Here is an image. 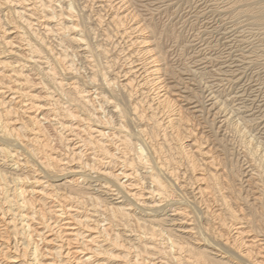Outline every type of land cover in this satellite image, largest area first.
Returning <instances> with one entry per match:
<instances>
[{"label": "bare ground", "instance_id": "1", "mask_svg": "<svg viewBox=\"0 0 264 264\" xmlns=\"http://www.w3.org/2000/svg\"><path fill=\"white\" fill-rule=\"evenodd\" d=\"M133 1L0 0V264H264V147Z\"/></svg>", "mask_w": 264, "mask_h": 264}, {"label": "rangeland", "instance_id": "2", "mask_svg": "<svg viewBox=\"0 0 264 264\" xmlns=\"http://www.w3.org/2000/svg\"><path fill=\"white\" fill-rule=\"evenodd\" d=\"M241 2L242 0H134L133 8H137L134 10L141 16H146L147 14V17H150L149 14L152 12L151 14H153L156 19L155 22L158 30L161 31L164 27V29H162L163 31H161L163 37L162 35L157 37H160L159 41L164 52H166L167 61L172 66L179 68L188 65L192 67L193 62L198 60H194L193 58H202L203 61H201L200 64H196V67L192 69L196 70L198 67L196 70L197 72L195 71L197 74L191 78L193 82H191L192 85H190V88L201 94L204 93V95L209 94V89L213 94L221 96L219 99L227 103L229 116L227 117L230 119L232 118V121L243 117L245 121L251 122L250 124H245L243 121L238 120L241 129L242 127L245 129V131L242 129L245 132L244 136L249 140L252 138L254 143H261L264 147V37L261 34L264 32V28L253 22L254 20H252L251 16L240 13L241 10L247 9L248 4H250L245 1ZM231 4L233 5L231 6ZM263 4V0H257L256 3L252 2L249 7L258 9ZM157 6H161L160 10L156 9L158 8ZM236 6L237 8H235ZM220 9H222V13H220ZM226 9H228L229 12ZM224 29L226 31H224ZM259 29L262 30L259 31ZM209 61L210 63H208ZM211 68L213 69L211 70ZM214 69L215 71H213ZM219 69L220 71H218ZM235 69H239L237 70L238 72ZM232 70H234L235 75L239 74L241 78H243L242 84L240 83L241 86L240 84L228 81L232 76L229 74ZM201 72L208 74L205 75ZM207 103L209 104V102ZM245 105L248 106V109ZM241 114L242 117L240 116ZM219 120L220 119L217 121ZM50 133L53 135L52 132ZM226 135L230 141L233 140L232 133L227 132ZM234 141L235 140L231 142L233 143Z\"/></svg>", "mask_w": 264, "mask_h": 264}]
</instances>
